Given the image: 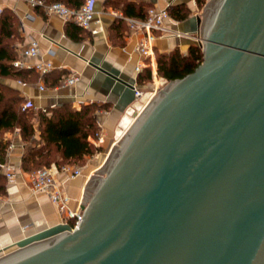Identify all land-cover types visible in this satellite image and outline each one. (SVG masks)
<instances>
[{"label": "water", "instance_id": "1", "mask_svg": "<svg viewBox=\"0 0 264 264\" xmlns=\"http://www.w3.org/2000/svg\"><path fill=\"white\" fill-rule=\"evenodd\" d=\"M196 22L202 61L127 109L79 225L20 237L0 264H264V0H213Z\"/></svg>", "mask_w": 264, "mask_h": 264}, {"label": "crops", "instance_id": "2", "mask_svg": "<svg viewBox=\"0 0 264 264\" xmlns=\"http://www.w3.org/2000/svg\"><path fill=\"white\" fill-rule=\"evenodd\" d=\"M116 1L120 3L111 4L107 0H96L95 9L101 17L100 30L91 33L82 28L75 34L72 28H69L70 32L66 30L69 21L46 13L40 6L31 7L25 0H0V9L7 7L17 17L20 39L15 43L18 46L15 49L18 54L21 46L27 44L30 39H36L38 42L39 53L23 56L22 61L33 64L40 60H49L53 63L49 71L43 74L38 72L34 81L0 77V82L17 89L32 105L34 111H42V108L46 107L48 114L50 107L64 102L71 103L76 109L84 103L111 104L109 110L101 109L95 112L100 126L99 133L103 135V141L107 139L109 143L113 141L112 135L109 134L112 131L120 132L118 126L122 125L121 122L128 123L133 120L134 116L130 115L127 109L134 107L138 112L147 101L144 95L138 99L135 95L132 97L126 85L119 83L106 71L136 85L137 76L142 69H157L156 52H167L174 48L185 51L199 40L196 14H191L183 20H174L171 17L165 21L169 30L157 34L153 54L145 60L135 50L138 34L132 32L128 26L125 18L128 15L124 14L121 7L123 0ZM134 1L143 2L147 6L163 7L185 3L192 8L195 4V0ZM120 19L124 28L117 30L114 24ZM139 62H143V65L137 72L135 65ZM60 72L61 81L53 83ZM75 74L78 75L77 80L67 83V78ZM40 84L43 89L39 88ZM37 121H34L36 138L39 137ZM2 135L8 140L3 162L11 166L16 174L11 181L5 179L4 192L0 193V252L16 239L31 232L55 223L68 222L46 194L31 190L28 180L23 176L22 172L25 170L21 167L20 158L27 142L21 138L19 128L4 130ZM91 138L89 136L90 140ZM0 170L3 173L1 168ZM82 172L67 177L58 168L55 171L56 178L69 196V206L72 208H82L85 204L82 196L87 188V176Z\"/></svg>", "mask_w": 264, "mask_h": 264}, {"label": "trees", "instance_id": "3", "mask_svg": "<svg viewBox=\"0 0 264 264\" xmlns=\"http://www.w3.org/2000/svg\"><path fill=\"white\" fill-rule=\"evenodd\" d=\"M57 1V0H46ZM73 7H79L83 0H58ZM199 1V0H197ZM111 4H119L116 0H107ZM117 2V3H116ZM150 6V5H149ZM143 2L123 0L121 7L128 16L144 17L148 7ZM169 14L176 19L183 20L189 15L185 3L172 4L167 7ZM117 30L124 28L120 19L114 24ZM72 28L77 34L82 27L74 22H68L67 32ZM18 21L11 9H0V77L19 78L23 81H34L38 77L35 68L16 67L12 65L16 58L15 38H18ZM203 53L200 44H191L186 53L178 48L167 52H157V73L166 80L182 77L202 61ZM45 76V75H44ZM151 77V69L145 67L138 76V80ZM61 72L53 83L61 81ZM45 79V78H44ZM46 81V80H45ZM26 99L19 91L0 82V162H3L8 140L3 138V131L19 128L21 138L27 142L20 161L25 171L33 170L39 166H49L51 161L58 162V158L65 161L79 160L87 154H92L98 147L94 146L89 136L96 138L100 131L95 109L100 106L96 102L84 103L79 109L72 107L71 103H61L50 107V114L45 111H34L32 107L21 109V103ZM37 119L39 137L34 136V121ZM52 153L58 157L50 158ZM42 164V165H39ZM5 177L0 170V193L4 192ZM72 223V221H70Z\"/></svg>", "mask_w": 264, "mask_h": 264}, {"label": "built area", "instance_id": "4", "mask_svg": "<svg viewBox=\"0 0 264 264\" xmlns=\"http://www.w3.org/2000/svg\"><path fill=\"white\" fill-rule=\"evenodd\" d=\"M31 7L40 6L48 14H55L65 21H71L84 29H88L91 33L100 30L101 17L95 9L96 0H83L79 7H73L62 1H46V0H25ZM126 21L132 32L138 34L135 42V50L139 55L147 60L153 54L154 42L157 37L154 31H167L165 21L171 18L167 7L152 5L147 9L144 17L126 16ZM39 53V45L36 39H30L27 44L21 46L18 56L13 59L12 65L16 67H33L39 73L43 74L53 67V63L49 60H40L36 63H27L22 61L23 56H33ZM143 62L135 65V70L139 72L142 69ZM78 75H72L67 78V83H74ZM39 88L43 89L40 84ZM135 96L138 98L144 95L143 90L138 84L134 85ZM32 105L26 100L21 103V109H26ZM42 111L48 113L46 107ZM96 143H102L103 135L98 133ZM94 140V141H95ZM0 168L3 170L4 177L7 181H11L16 172L13 168L4 162H0ZM67 177L79 175L82 171L80 166L63 164L57 167ZM56 166H42L30 171H23V176L28 180L30 188L33 192L44 193L54 203L58 211L72 221V228L77 227L83 216L82 208H72L69 206V196L63 190L62 183L56 178Z\"/></svg>", "mask_w": 264, "mask_h": 264}, {"label": "rangeland", "instance_id": "5", "mask_svg": "<svg viewBox=\"0 0 264 264\" xmlns=\"http://www.w3.org/2000/svg\"><path fill=\"white\" fill-rule=\"evenodd\" d=\"M212 1L213 0H199V1L195 0L194 6L192 8L186 9L187 14L188 15L196 14V15H199L201 17V19H203V17L205 16V14L207 12V9H208V7ZM171 17L174 20H179V19L174 18L173 16H171ZM154 32L157 35V34H161L164 31L156 30ZM197 36H198L199 40H202L201 39V30H199V32L197 33ZM19 39H20V37L13 39L14 43H17L19 41ZM199 40L196 43H199ZM17 47L18 46L16 45V48ZM200 49L202 51V44H200ZM187 50H188V48L185 51H183V50H179V51L181 53H186ZM15 52H16V57H17L18 51L16 50ZM156 54H157V52H156ZM167 81L168 80H166L163 76H161L157 73V69L151 70V77L150 78H145L142 80L137 79L139 87L143 90L144 99H145V101H147V104L152 99V97L161 88H163L165 86ZM146 105H144L141 109H139V112L142 111ZM110 106H111V104H107L104 107L100 106V107L96 108L94 111L97 112L98 110H101V109L109 110ZM134 120L135 119L133 118L131 123L130 122L127 123V121L121 122L122 125L118 126V129L120 128V132L116 133L115 131H112V133L109 134V135H112V138H113V141H110V143H109V140H107V139H105L102 143H96V140H95L96 138L92 137L91 138L92 140H90V141L93 142L94 146L98 147L92 154H87L84 157L80 158L79 160H74V161H65V160H62L61 158H58V162L51 161L49 166L54 165V166L59 167L60 165H63V164H70L73 166H80L81 167L85 176H87V188L85 189V193L82 196L84 203H86L89 200V198L91 197L95 188L99 184L100 179L105 176L106 172L110 168V166L113 162V159L119 150V147H121V145L118 144L117 142L120 140V138L123 136V134L127 131V129L131 126V124L133 123ZM114 132H115V134H114ZM113 135H115V137H113ZM53 157L57 158L58 155L56 153H52L50 158L52 159ZM39 165H42V164H39ZM42 166H39V167H42ZM5 252H6V250H2L0 252V256H2Z\"/></svg>", "mask_w": 264, "mask_h": 264}, {"label": "bare ground", "instance_id": "6", "mask_svg": "<svg viewBox=\"0 0 264 264\" xmlns=\"http://www.w3.org/2000/svg\"><path fill=\"white\" fill-rule=\"evenodd\" d=\"M131 123V122H130ZM121 137V136H120Z\"/></svg>", "mask_w": 264, "mask_h": 264}]
</instances>
